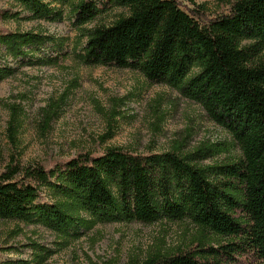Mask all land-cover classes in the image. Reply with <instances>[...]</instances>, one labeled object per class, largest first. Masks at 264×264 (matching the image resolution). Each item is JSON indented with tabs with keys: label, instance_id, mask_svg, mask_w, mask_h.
<instances>
[{
	"label": "trees",
	"instance_id": "obj_1",
	"mask_svg": "<svg viewBox=\"0 0 264 264\" xmlns=\"http://www.w3.org/2000/svg\"><path fill=\"white\" fill-rule=\"evenodd\" d=\"M9 1L31 20L57 15L40 0ZM53 2H74L76 27L107 5L127 8L128 17L84 35L82 62L138 70L151 83L179 89L232 135L242 160L201 166L222 150L136 155L110 147L52 170L37 164L14 169L0 177V220L38 225L61 238L96 224L187 221L198 231L191 244L132 264L264 263V0H238L227 15L206 21L176 0ZM48 41L0 33V46L14 60ZM193 69L197 74L188 79ZM10 75L0 68V83ZM18 173L21 179L12 181ZM42 193L52 201H40ZM36 253L33 262L0 264H41L50 252Z\"/></svg>",
	"mask_w": 264,
	"mask_h": 264
},
{
	"label": "rangeland",
	"instance_id": "obj_2",
	"mask_svg": "<svg viewBox=\"0 0 264 264\" xmlns=\"http://www.w3.org/2000/svg\"><path fill=\"white\" fill-rule=\"evenodd\" d=\"M40 1L57 13L52 20L28 19L19 6L0 0V33H31L50 40L26 49L27 55L17 60L0 46V68L11 73L0 83V177L36 164L52 170L80 154L100 156L110 147L136 155L222 150L201 166L242 160L232 135L179 89L151 83L138 70L82 62L84 35L128 17L127 8L107 5L92 22L76 27L74 2ZM176 1L206 21L227 15L238 0ZM14 14L19 16L8 17ZM196 74L193 69L187 78ZM40 201L52 199L42 193ZM197 235L187 221H159L96 224L61 238L38 225L0 220V263L33 262L36 252L44 251L50 253L41 264H132L184 248ZM33 245L41 250L35 252Z\"/></svg>",
	"mask_w": 264,
	"mask_h": 264
}]
</instances>
